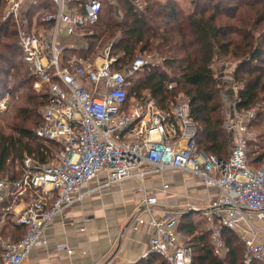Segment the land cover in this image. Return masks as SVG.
Returning <instances> with one entry per match:
<instances>
[{
  "label": "built area",
  "instance_id": "built-area-1",
  "mask_svg": "<svg viewBox=\"0 0 264 264\" xmlns=\"http://www.w3.org/2000/svg\"><path fill=\"white\" fill-rule=\"evenodd\" d=\"M26 1L2 0L0 16L14 21L32 88L46 95L35 135L54 148L48 163L24 155L17 179L0 177V224L10 218L24 229L17 241L0 237L1 264H21L33 247L46 243L45 231L54 216L93 191L128 178H135L143 193L138 209L149 215V252L166 264H192L178 230L183 213L170 209L159 217L151 215L155 199L146 180L173 170L188 172L218 190L204 212L213 253L221 259L226 255V228L242 242L245 264L264 263V167L247 161L248 143L256 138L248 122L255 118L256 106L239 112L231 101L223 128L234 143L227 157L219 159L198 148L185 98L162 109L148 94L128 97L127 78L157 66L153 56L138 55L123 66L111 54L112 43L92 57L75 52L87 48L86 29L97 22L103 2L116 0H47L53 11L38 9L41 23L36 29L27 27L28 11L45 0ZM10 97L8 92L0 96V110ZM101 173L103 183L96 181ZM144 222L140 216L134 219L135 226Z\"/></svg>",
  "mask_w": 264,
  "mask_h": 264
},
{
  "label": "trees",
  "instance_id": "trees-1",
  "mask_svg": "<svg viewBox=\"0 0 264 264\" xmlns=\"http://www.w3.org/2000/svg\"><path fill=\"white\" fill-rule=\"evenodd\" d=\"M191 5V10L184 12L174 1L161 4L144 0L141 7L133 0L105 1L97 22L86 29L90 42L80 53L92 57L95 40L105 35L107 39L117 37L111 45V54L123 66L143 53L160 54L161 67H145L127 78L128 97L148 94L165 109L182 94L196 124L198 148L224 159L229 153L230 134L223 128V88L214 76V59L220 55L228 62L239 60L233 72L238 86L234 107L239 112L258 107L255 118L248 122L250 128L263 122L264 0H193ZM33 8L52 12L47 0L32 5L28 14ZM17 40L14 21L2 20L0 16V96L8 92L13 98L9 108L0 114V177L11 180L19 177L24 155L48 163L54 148V144L35 135L41 123L39 109L46 95L33 90V80ZM170 83L173 86L168 89ZM259 136L264 140V132ZM252 142L248 143L252 149L247 161L258 167L264 162V144ZM5 221L0 236L19 240L24 229L12 223V219L10 222V218ZM178 229L186 237L192 264H245L243 245L234 231L222 230L227 253L221 259L213 253L209 232L198 229L188 214H182ZM235 240L240 241V246ZM151 254L153 264H166L161 256Z\"/></svg>",
  "mask_w": 264,
  "mask_h": 264
},
{
  "label": "crops",
  "instance_id": "crops-1",
  "mask_svg": "<svg viewBox=\"0 0 264 264\" xmlns=\"http://www.w3.org/2000/svg\"><path fill=\"white\" fill-rule=\"evenodd\" d=\"M153 1L161 4L174 1L177 5L185 2L184 0ZM192 1H187L189 5L183 9L184 12L191 10ZM85 39L87 46V38ZM81 51L82 49L75 50L79 54ZM235 67L229 72L226 67L220 73V77H217L223 93L230 100L228 104L223 102L225 111L229 110L231 101H234L235 97L236 84L233 79ZM229 138L230 151L234 136L229 135ZM104 180L102 173L96 179L100 183ZM164 185H167V188L164 189ZM146 187L149 188V195L155 199L151 215L157 217L162 216L166 210H181L183 208L181 204L185 202V199H188L189 204L194 205L192 208H200L201 205L204 206V203H209L216 197L212 198L213 194L209 191L218 192L215 187L205 186L200 179L188 172L178 170L151 175L146 180ZM142 197L143 193L138 190V181L135 178L124 179L117 184L93 191L80 203L66 207L54 216L45 231L46 243L33 247L21 264L155 263L149 259V257L154 259L149 252L150 227L147 223L149 215L138 209ZM207 204L201 210H206ZM201 210L197 209V212ZM137 216L144 218L145 222L135 226L134 219ZM190 218L193 221V217ZM5 222H2L0 227ZM196 224L198 226V223ZM82 227L84 229L80 230ZM180 233L186 241L185 235Z\"/></svg>",
  "mask_w": 264,
  "mask_h": 264
},
{
  "label": "rangeland",
  "instance_id": "rangeland-1",
  "mask_svg": "<svg viewBox=\"0 0 264 264\" xmlns=\"http://www.w3.org/2000/svg\"><path fill=\"white\" fill-rule=\"evenodd\" d=\"M185 2H182L181 3V5L180 4H178V7H183V8H181L182 10L183 9H186L187 7H188V0H184ZM133 2L136 4V5H138V6H143V3H144V0H133ZM26 3H27V5H30V1L29 0H27L26 1ZM115 3V2H114ZM4 8V7H3ZM106 9L104 8V10H103V12H102V14L104 13V11H105ZM37 13H38V9H36V8H33L30 12H29V14L27 15V17H28V21H29V23H27V27L30 29V28H32V26H34L35 27V29L36 28H39V21L38 20H40V18H41V15H37ZM120 15H121V13L119 12V17H117V19H119L120 18ZM39 16V17H38ZM25 27H26V25H25ZM117 38V37H116ZM116 38H106V36L104 35V36H102L101 38H99V39H97V40H95V45H94V52H93V56L94 55H96V54H98V53H100L101 51H103L106 47H108V45L110 46V43H113L114 41H116ZM90 42V40H87V44ZM146 54H149L150 56H151V58H152V56H153V59L154 60H156V62L158 61L159 62V64H157V66H159V67H161L162 66V63H161V61H163L162 60V56L160 55V54H157V52H154V51H151V52H148V53H143V54H141V55H145L146 56ZM219 56V57H218ZM238 61L239 60H233V61H230V62H228V61H225V59H222L221 57H220V55H217L216 56V58L214 59V63H213V71H214V76L217 78V77H220V73H222L223 71H224V69L227 67L228 68V72L229 71H231V70H233V67L234 66H236L237 65V63H238ZM237 88H238V86H236L235 85V88H234V92H235V94H234V96L236 95V90H237ZM2 96V95H1ZM179 97H182V98H184L183 96H182V94H180L179 95ZM12 97H10L9 98V100H8V106L6 107V109H4V110H0V114H3L8 108H9V106L12 104ZM227 99V97H226V95L223 93V95H222V101L224 102L225 100ZM258 110V107H256V111ZM225 113H226V111H225ZM257 126H254L252 129L254 130V132H255V136H256V138H255V140H253V142L252 143H256V144H258V143H261V144H264V140L259 136L260 134H262L263 132H264V121L263 122H260V123H258V124H256ZM251 149H252V146H250V147H248V153H247V157L249 158L251 155H250V151H251ZM228 151H229V148H228ZM258 166H260V167H264V162L263 163H261V164H258ZM213 190V189H212ZM209 193L210 194H213V195H211V197L213 198V197H215L216 196V194H217V192L215 193L214 192V190L213 191H209ZM187 197V196H186ZM210 199V198H209ZM208 199V200H209ZM187 201V202H186ZM208 203V202H207ZM207 203H204L205 205L207 204ZM210 203V202H209ZM208 203V204H209ZM207 204V205H208ZM182 206H183V208L182 209H189L188 211L187 210H183V213H185V214H188L189 215V218L190 217H193V222H195V223H198V227L200 228V229H205V227H206V220H207V217L205 216V214H204V212H205V210L203 211V210H201L202 208H204V206L203 205H201V207L199 208H196L195 207V209L194 208H192V207H194V205L192 206V204H189L188 203V199L186 200L185 199V202L184 203H182L181 204ZM182 209L180 210V211H182ZM197 209H200L201 211H198L197 212ZM192 212H193V214H192ZM191 214L193 215V216H191ZM190 219H192V218H190ZM257 224V223H256ZM5 236V235H4ZM6 237V236H5ZM8 238H10L9 236H7ZM240 241H238V240H235V243H237L239 246H240V243H239ZM238 254H240V253H238Z\"/></svg>",
  "mask_w": 264,
  "mask_h": 264
}]
</instances>
